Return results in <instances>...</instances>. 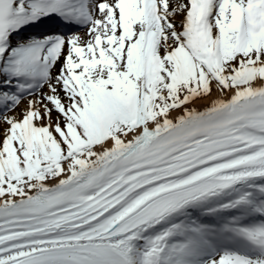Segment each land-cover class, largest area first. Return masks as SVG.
<instances>
[{
  "label": "snow or ice",
  "instance_id": "obj_1",
  "mask_svg": "<svg viewBox=\"0 0 264 264\" xmlns=\"http://www.w3.org/2000/svg\"><path fill=\"white\" fill-rule=\"evenodd\" d=\"M0 264H264V0H0Z\"/></svg>",
  "mask_w": 264,
  "mask_h": 264
}]
</instances>
